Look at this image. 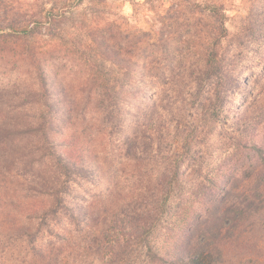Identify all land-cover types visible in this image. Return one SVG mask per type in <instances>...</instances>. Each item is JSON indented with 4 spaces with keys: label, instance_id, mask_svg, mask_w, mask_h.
I'll return each mask as SVG.
<instances>
[{
    "label": "rangeland",
    "instance_id": "1",
    "mask_svg": "<svg viewBox=\"0 0 264 264\" xmlns=\"http://www.w3.org/2000/svg\"><path fill=\"white\" fill-rule=\"evenodd\" d=\"M214 9L224 21L221 46L229 51L227 58L242 43V82L258 76L264 66V0H0V264H102L88 246L85 226L84 232L76 231L63 210L53 212L54 199L38 193L55 177L54 166L42 156L38 138L19 135L13 123L38 120L44 110L55 130L50 153L65 155L67 145L74 148L84 177L71 182L64 200L80 214L79 221L85 216L91 223L101 208L117 212L130 203L137 178L134 161L121 146L123 135L131 132V118L113 135V85L149 88L140 74L149 71V64L143 66L152 56V44L162 58L164 78L174 74L186 79L200 64ZM113 37L119 40L121 57L133 61L130 68L113 63ZM41 84L54 106L51 113ZM260 88L257 102L249 100L251 113L241 114L248 130L258 132L264 130V79ZM241 97L248 98L243 86L224 107L230 118L245 109ZM199 103L200 112L205 104ZM211 142L215 146L206 152L207 161L223 175L231 145ZM172 205L170 224L177 232L181 212ZM124 220L113 214L117 227ZM165 225L162 218L152 233L153 245H163ZM111 236L113 242H130L127 262L143 252L120 228Z\"/></svg>",
    "mask_w": 264,
    "mask_h": 264
},
{
    "label": "trees",
    "instance_id": "2",
    "mask_svg": "<svg viewBox=\"0 0 264 264\" xmlns=\"http://www.w3.org/2000/svg\"><path fill=\"white\" fill-rule=\"evenodd\" d=\"M212 15L214 27L200 64L186 79L179 80L174 74L164 78L162 58L152 44L153 57L143 66L145 70L149 64V71L140 74V81L151 83L149 88L113 85V135L122 130L126 117L131 118V132L123 135L121 146L124 156L134 161L137 178L130 203L119 206L117 212L101 208L91 223L85 216L79 221L80 214L71 212L64 200L71 182L84 177L74 148L67 145L65 155L50 153L55 130L44 110L38 120L13 123L19 135L38 138L42 156L54 166L55 177L38 193L52 197L53 212L63 210L76 231L84 232L81 225L85 226L90 232L88 246L100 255L102 264H264V130H248L241 119V114L251 113L249 100L260 97L264 66L258 76L242 82L243 72L238 70L242 43L227 58L229 51L221 46L224 21L215 9ZM119 44L113 37V63L130 68L133 61L121 57ZM240 86L248 95L239 99L245 109L230 118L224 107L234 102ZM40 90L51 113L54 106L47 101V87L41 84ZM198 102L205 104L200 112ZM211 139L227 140L231 145L229 159L223 162L229 167L223 175L216 174L207 161L206 152L215 146ZM174 202L181 212L177 232L169 216ZM113 214L125 219L118 227L113 224ZM162 218L167 232L163 245L156 246L150 239ZM116 228L128 234L132 246L143 249L133 254V262H127L130 242H113L111 234Z\"/></svg>",
    "mask_w": 264,
    "mask_h": 264
}]
</instances>
